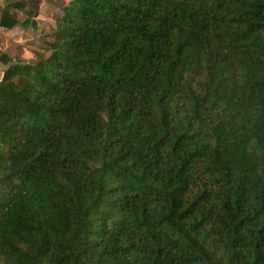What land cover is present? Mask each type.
Listing matches in <instances>:
<instances>
[{"label":"trees","instance_id":"obj_1","mask_svg":"<svg viewBox=\"0 0 264 264\" xmlns=\"http://www.w3.org/2000/svg\"><path fill=\"white\" fill-rule=\"evenodd\" d=\"M33 55L0 56V264H264V0H71Z\"/></svg>","mask_w":264,"mask_h":264},{"label":"rangeland","instance_id":"obj_2","mask_svg":"<svg viewBox=\"0 0 264 264\" xmlns=\"http://www.w3.org/2000/svg\"><path fill=\"white\" fill-rule=\"evenodd\" d=\"M71 0H0V10L15 3L16 25L0 27V56L9 64L34 63L33 51L40 52L56 29V19ZM8 65L0 63V79Z\"/></svg>","mask_w":264,"mask_h":264},{"label":"crops","instance_id":"obj_3","mask_svg":"<svg viewBox=\"0 0 264 264\" xmlns=\"http://www.w3.org/2000/svg\"><path fill=\"white\" fill-rule=\"evenodd\" d=\"M12 12H13V14L15 15V10H13Z\"/></svg>","mask_w":264,"mask_h":264}]
</instances>
